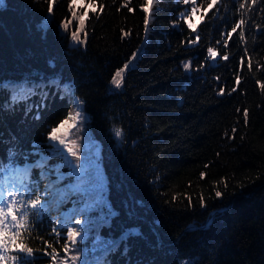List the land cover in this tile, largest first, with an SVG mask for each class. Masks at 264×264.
I'll return each mask as SVG.
<instances>
[{"label": "trees", "instance_id": "obj_1", "mask_svg": "<svg viewBox=\"0 0 264 264\" xmlns=\"http://www.w3.org/2000/svg\"><path fill=\"white\" fill-rule=\"evenodd\" d=\"M5 4L0 80L50 94L38 119L35 108L25 115V101L0 111V183L14 192L12 214L23 224L0 264H13L22 246L36 253L34 264H96L101 255L107 264H264V0ZM6 101L11 91L0 90ZM72 101L77 116L65 145L77 155L69 152V162L79 166L91 154L104 195L92 208L83 193L68 197L82 209L68 240L43 206L47 178L29 165L39 159L34 145L49 153V136ZM10 148L19 152L11 161ZM49 163L68 176L58 155ZM21 165L28 168L19 182ZM132 228L142 238L100 250L97 235L119 240ZM53 249L55 262L43 255Z\"/></svg>", "mask_w": 264, "mask_h": 264}, {"label": "snow or ice", "instance_id": "obj_2", "mask_svg": "<svg viewBox=\"0 0 264 264\" xmlns=\"http://www.w3.org/2000/svg\"><path fill=\"white\" fill-rule=\"evenodd\" d=\"M185 3H188V0H185ZM196 0H192V4H195ZM0 7H6L5 0H0ZM149 7H151V0H149ZM52 6H49L48 11L52 12ZM146 13L149 11V8L143 9ZM212 10V5H209V11ZM197 9L196 7H191V12L189 13V16L191 14L196 13ZM80 23L83 24L84 21L81 19ZM148 21L145 20V24L147 25ZM242 23V21H241ZM62 27L65 29V31L68 30V23H64ZM189 27H191V24H189ZM238 27V26H237ZM237 28H233L232 32H236ZM72 40L78 41V35L77 32H72ZM208 54L210 56L214 55L212 48H208ZM227 59V57H225ZM125 67H128L126 65ZM188 65L185 64V68H187ZM124 72V69H120L115 73V76L112 79V84L116 86V88H120L122 83V73ZM0 90L11 91V102H5L3 104H0V111H10L14 112L16 110V105L21 102H26L25 107V115H27L29 112L33 110V108L36 109V115L33 117V119L39 118V111L41 108L46 106V100L48 98L49 92L42 91L38 87L35 91H33L30 88H26L22 84H14L10 83L7 80H0ZM39 97L40 103L35 104L31 102V98ZM64 125L62 124L61 127ZM56 129L52 130L51 133V139L49 141V153L45 155L44 153H41L39 151V146H35L34 148L37 149L36 154L39 156V159L35 161L33 164L29 165V167L32 168H38L40 169V177L41 178H51L54 177V179H50L49 183L50 186H52L55 189V193L58 196V203L63 202L65 199H67L69 196L73 194H80L83 193L84 196L88 197V201L84 203L85 208H92L94 205L99 204L103 202V192L102 189H100V172L99 169L96 167L95 163H93V156L90 154L88 158H86L85 163L80 164L79 166L71 164V162H68L69 165L72 167V172L66 176L61 171L60 165H51L49 162L52 158L59 155L63 149L61 146H65V141L62 137L56 135ZM114 135L116 137H121V131L116 130L114 132ZM55 141H59V144L54 143ZM4 141L0 140V143H3ZM10 143H15V138ZM68 152H70L73 156H76V152L73 151L72 148H68ZM19 154L18 151H14L11 148L9 149V160H14V158ZM3 165L0 164V167ZM70 176H74L76 178L75 183H72L71 181L66 187H58V185L61 184V182L65 180H69ZM47 191V188H46ZM216 196H221L220 192L216 193ZM39 203V199L32 201V207L36 208ZM114 213L111 210V207L108 208V217L113 215ZM11 216V223L14 225V227L11 229V235L6 234L7 230L4 228L5 221L8 219V217ZM102 220H105V217L101 216ZM79 223V221H77ZM23 227V224L17 222L16 216L12 215L10 211H3L0 209V261L9 259V256L7 254V250L10 244L17 241V238L20 236V232L17 230L19 228ZM76 233L72 230H68L67 238H73L75 237ZM143 234L140 230L132 228L124 232V234L120 237L119 240H111V241H103L99 235L96 236V240L98 242L99 248L103 253L110 252L112 249L118 248L121 242L127 241L130 237H137L142 238ZM67 247V246H65ZM49 248H51V245H49ZM124 251H129V248L125 244ZM43 255L51 256L53 261L55 262L57 258L56 250L53 249L51 253L45 252ZM36 257V253L33 252V250L30 247L22 246L17 248L16 254L11 256V260L13 261V264H34L33 258ZM83 264H88V261L85 260ZM96 264H107L106 259L103 255L98 256L96 259Z\"/></svg>", "mask_w": 264, "mask_h": 264}, {"label": "rangeland", "instance_id": "obj_3", "mask_svg": "<svg viewBox=\"0 0 264 264\" xmlns=\"http://www.w3.org/2000/svg\"><path fill=\"white\" fill-rule=\"evenodd\" d=\"M80 1L81 0H75L74 2L76 4H79ZM73 103L74 102L72 101L71 105L69 107V110L73 106ZM69 110H68V112H69ZM75 114H77V111ZM66 119H70L68 117V113H67V116L65 117L64 120H66ZM63 121H61V122H63ZM67 133L63 136L62 135H58V136L62 137L65 141V137H66ZM50 139H51V134L49 136V141H50ZM54 143L59 144V141H55ZM61 148L63 149V151L58 155L59 159L61 160L62 163H64L65 165H68V162H69L68 151H67L66 147L63 145L61 146ZM66 167L70 168L69 173H71L72 167H70L69 165ZM27 168H28L27 165H24V166L21 165L20 168L18 167L15 170V175H17L18 179H20V177L27 176ZM67 185L68 184H65L64 186L63 185L58 186V187H66ZM46 188H47V191L45 193L46 197L44 198V199H46V201H45L46 204H43V206L54 211L55 215L57 216L56 217L57 224L65 230V237L67 238L68 230H72L75 233L78 230V228L80 226V219L82 216V209L77 203L74 202V200H70L68 198L65 199L63 202L58 203L59 198L55 193V189L52 186H50L48 178H47ZM10 198L12 199L13 197L10 195V193L7 191V189L1 188L0 189V209H2L3 211H6V212L8 211L7 200L8 199L10 200ZM41 205H42V203H41ZM62 206H65L64 209L62 208ZM77 221H79V223H77ZM5 222L12 224L11 223V216H9ZM67 239L71 240L72 238H67Z\"/></svg>", "mask_w": 264, "mask_h": 264}, {"label": "bare ground", "instance_id": "obj_4", "mask_svg": "<svg viewBox=\"0 0 264 264\" xmlns=\"http://www.w3.org/2000/svg\"><path fill=\"white\" fill-rule=\"evenodd\" d=\"M75 1V0H74ZM75 104L73 103V106L70 108L69 112H68V117L70 119H66L64 120L63 122L59 123L57 125V127H55V129L57 130L56 131V134L57 135H65L69 129L73 126L75 120H76V111H75ZM64 125L63 127H61V125Z\"/></svg>", "mask_w": 264, "mask_h": 264}]
</instances>
